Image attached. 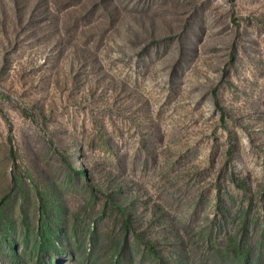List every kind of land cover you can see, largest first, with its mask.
<instances>
[{
	"label": "rangeland",
	"instance_id": "rangeland-1",
	"mask_svg": "<svg viewBox=\"0 0 264 264\" xmlns=\"http://www.w3.org/2000/svg\"><path fill=\"white\" fill-rule=\"evenodd\" d=\"M198 259L264 264V0H0V264Z\"/></svg>",
	"mask_w": 264,
	"mask_h": 264
},
{
	"label": "trees",
	"instance_id": "trees-1",
	"mask_svg": "<svg viewBox=\"0 0 264 264\" xmlns=\"http://www.w3.org/2000/svg\"><path fill=\"white\" fill-rule=\"evenodd\" d=\"M204 240H205V237H204ZM204 240H203L202 244H204ZM202 246H203V245H202ZM154 250H155V249H154ZM197 263H198V264H207V263H212V260H209V259L200 260V259H198V260H197Z\"/></svg>",
	"mask_w": 264,
	"mask_h": 264
}]
</instances>
